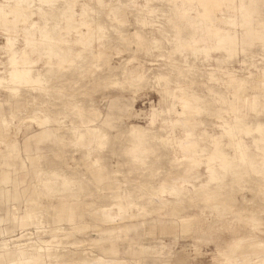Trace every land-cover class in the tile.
<instances>
[{"label": "rangeland", "instance_id": "374dc122", "mask_svg": "<svg viewBox=\"0 0 264 264\" xmlns=\"http://www.w3.org/2000/svg\"><path fill=\"white\" fill-rule=\"evenodd\" d=\"M130 1L105 0L102 6L98 0H57L48 6L45 0H0V24L11 20L19 30L33 24L30 28L37 39L36 54L31 57L41 66L50 59L52 66L51 71H45L46 88L24 84L18 97L12 96L9 87L0 88V150L19 156L12 151L13 143L19 142L26 127L35 134L30 141L34 142L31 152H36L32 161L27 159L32 189L29 198L39 203L35 219L28 216V199L22 207L14 206L12 226L0 229V251L6 250L3 241L7 240L14 249L23 244L31 252L42 247L44 254L47 249L61 254L49 256L43 264L91 262L90 258L103 253L93 244L98 233L94 226L118 229L123 223L142 222L150 227L158 219L175 218L184 219L193 229L199 250L186 244L188 239L180 248L183 238L171 242L172 236L165 234L173 253L142 257L135 242H147L146 237L131 241L125 236L102 240V245L115 239L123 244L122 254L108 255V259L120 264H174L176 257L184 264H264V244L260 245L264 240V143L259 147L254 144V138L261 137L256 126L264 124V0L211 5L212 14L219 18L217 25L235 36V49L226 41L205 46L194 40L202 31L198 27L204 25L189 1L146 0L144 8ZM183 12L185 19H181ZM227 17L233 20L231 24L226 23ZM73 28L83 33L93 28L91 41L80 42ZM44 29L58 42L42 39ZM3 40L0 30L1 46ZM17 41L21 47L24 37ZM52 48L65 53H51ZM10 51V47H2L7 68ZM61 63L70 67H60ZM232 73L241 78L242 85L232 81ZM181 96L196 99L202 107L199 113L184 114L182 121L179 110L185 105L179 103ZM112 105L125 106L117 109L115 122L108 115ZM231 106H242V120L235 118ZM75 107L84 109L87 120L93 119L89 130L79 128L80 119L75 114H66ZM219 108L228 110L223 114L231 125L253 127L249 135L245 130L237 133L249 141L255 167L243 165L239 152L226 144L231 136L216 117ZM152 110L159 111L155 125L150 122ZM53 113L60 115V124L38 123ZM165 120L173 121L172 129L164 125ZM188 128L196 132V151L183 147ZM212 135L222 138L234 160L228 168L217 167L216 178H211L207 165L214 147ZM78 143L82 150L93 146L90 159L94 173L86 170L82 159L71 157L81 155L75 147ZM130 146L137 149V161L126 154ZM167 146H176L179 151L175 154ZM9 166L13 165L9 162L2 169ZM36 169L40 176H36ZM45 170L63 173L73 182L72 188L55 179L56 191L48 197L43 186L48 177ZM183 178L190 180L186 188L175 183ZM174 185L181 194L171 192ZM160 186H165L162 195L166 203L151 201L152 191ZM122 193L130 203L128 218L120 224L104 220L97 212L90 215L100 204H111L113 195ZM140 193L145 198L140 199ZM58 213L75 222L77 229L68 237L64 229L51 230L57 220L50 218ZM64 222L62 227L67 226L68 221ZM88 226L89 231L83 230ZM8 258H1L0 264H9Z\"/></svg>", "mask_w": 264, "mask_h": 264}, {"label": "bare ground", "instance_id": "6f19581e", "mask_svg": "<svg viewBox=\"0 0 264 264\" xmlns=\"http://www.w3.org/2000/svg\"><path fill=\"white\" fill-rule=\"evenodd\" d=\"M55 1L57 0H45L46 4L48 6H53L55 4ZM184 1H189L192 4L196 6L197 9V15L201 17L200 24L204 25V27H198L199 30H202L200 35L197 37H194L195 41H199L201 43H204L206 45H213L217 46L220 45L221 42L226 41L227 44L230 45L231 49H235V36L231 34L227 29H222L219 25H217V22L219 18L215 17L212 14L211 10V5H223L226 4L229 0H184ZM98 2L104 6L105 5V0H98ZM130 4L137 5L138 7L140 6L141 8H144L146 5V0H131ZM84 5H89V3H85ZM6 13L4 9H1V12ZM13 10V8L11 9ZM44 10V9H42ZM184 13V12H183ZM184 15V16H183ZM181 16V19H185V13ZM249 19V17H247ZM233 20L227 17L226 23H232ZM14 22L11 20H5L3 24H0V30L1 33L5 36V40H3V45H0V88L2 87H9L10 88V93L12 96L18 97L20 95V86L21 85H27L31 87H41V88H46L48 85L46 82L48 81L47 76L45 71H51L52 66L49 64L51 61L50 59H45L44 60V65L41 66L40 64H36L39 60H34L31 56H35V51H36V45H35V40L37 39V36L35 32H33L30 28V26L24 25L22 28H17ZM45 28V26H44ZM87 32H81L80 30L73 28L72 31L75 33L76 37L78 40L82 43H87L91 41V30ZM19 36L24 37V42L22 43L21 47H17L19 44L17 41V38ZM87 37H90L87 39ZM42 39H50L52 40L53 37L49 34V32L44 29L42 31ZM54 41L58 42L59 39H53ZM6 45L10 47V54H9V63L10 67L7 68V61L6 59L1 57L2 53V47ZM19 48V49H18ZM51 53H56L59 55H62L65 53V51H57L56 49H53L50 51ZM67 62V60H66ZM60 67L63 68H68L70 65H67L66 63L60 65ZM36 72V73H34ZM10 77V78H8ZM159 77H164V75H159ZM7 79H10L12 82L6 81ZM231 79L233 82L236 83H241V78L236 76L235 74H231ZM254 102H257L259 97L258 94L255 93L253 95ZM179 103L184 104L185 106L182 107L179 112L180 115L182 116L179 120L182 121L183 115L190 113V112H200V109L202 108L199 106V103L196 99H191L185 96H181L179 98ZM124 110L125 106H116L112 105L110 106V111L108 112L109 115V120L114 121L116 120V115L119 113V109ZM232 109H234L235 113L234 116L238 120H242V114L244 110H242V106H231ZM118 109V110H117ZM255 109L257 112L260 110L255 106ZM115 110V112H114ZM121 111V110H120ZM224 112H228L227 109L224 108H219L216 111V117L217 119H220V122L222 126H224V130L226 133L230 134L231 139L229 142L226 144L230 147H233L236 151L239 152L241 155L242 159V164L250 165L252 167L254 166V158L251 155V146L249 144V141L243 137H240L237 133V131L245 130L246 134L249 135L253 127L250 125H243L240 123H237L236 125H231L226 119ZM159 112V111H158ZM158 112L155 110L151 111V124H156L157 121V115ZM66 114H75L80 121L77 123L82 127V128H87L89 130L90 128V122L92 120H87V114L84 111L83 108L81 107H75L70 109L69 111H66ZM247 113H244V115ZM93 115L96 118V113H93ZM133 115V114H132ZM31 119H36V117L29 116ZM133 117V116H132ZM192 119L189 118V121ZM188 122V121H187ZM244 122V121H243ZM40 125L44 123H51V124H60L61 123V117L58 113H53L51 116L49 115L48 118L43 117L42 120L38 121ZM173 121L170 120H165L164 125L167 127H170L172 129L173 126ZM82 130V129H80ZM256 130L261 133L260 138H254V144L259 147L260 143H264V124L263 123H258L256 126ZM52 130H49L48 132H51ZM47 131H44V133ZM196 134L195 131H193L191 128L187 129V144H183V147L186 151H196V146L197 142L194 140L193 136ZM32 131H28L27 127L25 130H23V136L26 137V142H30V139L34 136ZM169 139V137H168ZM163 143L165 145H168L169 142L165 138H161ZM212 142H213V151L208 155V161L207 165L211 170V178H216L215 171L217 167H223V168H228L232 166L234 160L232 157H230V154L226 151L224 148L225 143L222 140L221 137H217L212 135ZM83 145L78 143L75 147L77 148V151H81V155L78 157L77 155L71 154V157L73 158H80L82 159V163L85 165L86 170L89 171L90 173H94V164L91 161V153L93 151V146H89L83 149ZM168 147V146H167ZM169 150L173 151L175 154L179 151V149L176 146L173 147H168ZM20 143L14 142L12 146V151H16V154L20 152ZM101 146H99V152L101 151ZM31 151V147H30ZM88 153V155H86ZM126 154H128L131 158H133L134 161H137L138 154H137V149L135 146H130ZM10 155L8 151L6 150H0V180L3 178H8L9 175H5L2 171V167L6 164H9L7 156ZM32 154H29L28 159L32 161L31 158ZM192 156V155H191ZM179 159V158H177ZM25 162V160H22ZM196 161H200V159H197ZM83 167V168H85ZM48 170H45V172ZM36 176H40L42 173L41 171H38L36 169ZM44 172V171H43ZM106 173V170L98 172V176H103V174ZM110 173V172H108ZM48 174V177L46 181H44L43 186L45 187L46 195L49 197L51 191H56L55 190V183H52L53 180L58 179L62 181V184L69 189L72 188L73 182H70L68 178L61 172H46ZM174 181H177V179H174ZM190 180L187 178L180 179L178 182L180 187L186 188V183H189ZM143 188L141 187V190ZM165 186H160V188H156V191H152L151 193V201L153 202H158V203H166V199L163 197L162 192L164 191ZM171 192L175 194H181V191H179L177 186H172L171 187ZM140 199L145 198L143 194H139L138 196ZM114 201L109 204V203H102L97 207L95 210H92L90 215L95 214L96 212L99 215L103 216L104 220L111 221V222H116L117 224H120L123 220L127 219V209L128 205L130 203V200L128 199L127 195L125 193L122 194H115L113 195ZM103 201V200H101ZM28 206H30L29 214L28 216L31 217V219H35V217L38 216L39 211L37 209V204L38 201L35 198H28ZM16 217V212H14L13 218L15 219ZM51 220H57L55 225L52 226L53 228L51 229L52 231H55L56 229H64V235L65 237H68L71 235V233L77 229L75 226V222L72 220H68L66 218V214L58 213L54 215L53 217L50 218ZM64 221H68L66 227H62V225L65 223ZM157 224H151L150 227L146 226V223H136V224H129V223H123L120 224L118 229H107L103 227L102 225H96L94 226V231L98 232L95 234L96 240L94 241V245L101 250L102 255L96 256L93 258H90L92 261L91 262H84V263H76V264H120L119 261H111L108 259V255H114V254H122V246L118 244L117 239H115L114 242H109V244H103L102 245V240H105L107 238H119V237H128L131 241H135L139 238H144L146 237L147 242L140 243V242H135L137 243L136 251L140 252L142 257H145L146 255H157L159 256L162 253H173L172 251V245L171 243H168L167 240H164L163 235L169 234L172 236V241L174 242L173 239L177 238H183L184 242L181 243V247L183 248L185 246V242L187 239L189 240V243L192 248L195 250H199L200 246L198 242L193 241V238L195 237L192 235L193 229L188 227V225L185 224L184 219H158ZM64 222V223H62ZM90 226L84 228L83 230L89 231ZM22 236L18 237L17 240L21 239ZM148 237V238H147ZM92 237L88 238L87 241L91 240ZM182 239V240H183ZM170 240V239H169ZM239 240H242L241 238ZM1 242V241H0ZM75 242V241H74ZM4 245L3 247L6 248L5 251H0V259L3 257L8 258L9 264H43L44 259H47L49 256L55 254L56 257H60L61 254H56L55 252L48 250L47 253H43L42 247H37V249L33 252L25 249L22 247L23 244H18L17 248L14 249L13 247L15 245L9 244V241L5 240L3 241ZM76 245H81L78 242H75ZM264 244V240L260 241V245ZM10 245V247H8ZM14 250L12 253L11 251ZM4 252V253H3ZM5 252H11L8 254H5ZM159 254V255H158ZM192 256V253L190 254ZM189 257V256H188ZM240 258V257H238ZM95 261V263H93ZM174 264H184L183 260L179 259L176 257V260L174 261ZM249 262V261H247ZM165 264V263H164ZM191 264V263H190ZM250 264V263H248Z\"/></svg>", "mask_w": 264, "mask_h": 264}, {"label": "crops", "instance_id": "0c3cea01", "mask_svg": "<svg viewBox=\"0 0 264 264\" xmlns=\"http://www.w3.org/2000/svg\"><path fill=\"white\" fill-rule=\"evenodd\" d=\"M19 143L21 149L19 156H7L13 166L5 167L2 171L5 175H9V179L2 178L0 180V222H2L0 229L12 226L14 206L22 207L32 190L30 165L27 159L29 154L36 152L35 150L30 151V147H34V142H26V137L22 136L19 139ZM24 159L26 160L25 164L22 161Z\"/></svg>", "mask_w": 264, "mask_h": 264}]
</instances>
